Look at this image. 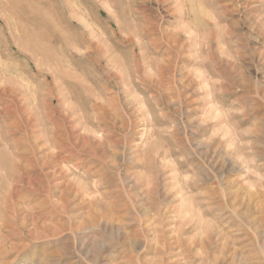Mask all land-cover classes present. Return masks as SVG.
I'll return each instance as SVG.
<instances>
[{
    "label": "rangeland",
    "instance_id": "rangeland-1",
    "mask_svg": "<svg viewBox=\"0 0 264 264\" xmlns=\"http://www.w3.org/2000/svg\"><path fill=\"white\" fill-rule=\"evenodd\" d=\"M0 264H264V0H0Z\"/></svg>",
    "mask_w": 264,
    "mask_h": 264
}]
</instances>
